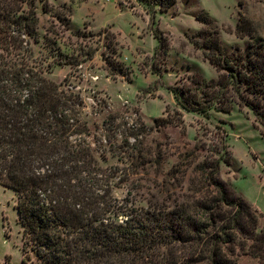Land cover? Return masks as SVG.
Returning <instances> with one entry per match:
<instances>
[{"label":"trees","instance_id":"1","mask_svg":"<svg viewBox=\"0 0 264 264\" xmlns=\"http://www.w3.org/2000/svg\"><path fill=\"white\" fill-rule=\"evenodd\" d=\"M29 1L0 0V185L17 194L26 260L33 256L32 264H237L239 255H250L264 264V213L220 176L222 163H231L226 131L215 144L196 143L184 172L181 162L173 165L168 173L173 180L183 174L175 183L179 192L153 197L146 207H132L130 200L120 202L113 196L111 179L120 169H105L98 162L81 118L82 101L59 90L28 60L32 50L27 38H37L39 23L33 4L25 11ZM175 2L158 3L166 11ZM197 20L205 57L218 75L206 82L196 73L191 79L194 93L187 86L171 87L177 102L204 117L212 110L229 113L234 105L246 107L260 129L264 41H257L254 23L240 15L235 35L251 43L247 50L236 46L227 53L218 23L205 13ZM155 37L166 57L167 40L162 34ZM115 121L112 115L104 121L111 151L142 158L146 151L129 142L137 141L138 134L127 128L119 132ZM156 123L165 128L181 126L183 120L168 116ZM131 165L128 175L130 166L120 172L128 177L139 174L143 165Z\"/></svg>","mask_w":264,"mask_h":264},{"label":"rangeland","instance_id":"2","mask_svg":"<svg viewBox=\"0 0 264 264\" xmlns=\"http://www.w3.org/2000/svg\"><path fill=\"white\" fill-rule=\"evenodd\" d=\"M158 2L30 0L25 11L33 4L39 23L37 38H27L32 50L28 60L59 90L82 101L81 118L98 162L105 169H120L110 183L120 202L130 200L132 207H146L153 197L179 192L175 183L183 174L173 180L168 175L173 165L181 162L184 172L196 143L215 144L226 131L231 163H222L221 179L264 213V126L255 128L254 113L237 105L229 113L212 110L208 117L184 110L170 89L194 88L191 79L196 73L206 82L217 78L201 46L199 14L218 23L227 53L236 46L247 50L251 40L235 35L239 17L249 18L257 41H264V0H176L166 11ZM158 34L167 40L166 57L158 51ZM110 115L116 117V130L127 128L138 134L137 141L130 138L129 142L150 154L128 158L125 152L111 151L110 133L104 127ZM168 116L181 118L183 124L158 127L156 120ZM122 138L118 137V143ZM132 162L143 166L139 174L128 177ZM127 166L132 168L127 175L121 173ZM17 198L15 191L0 185V264H32L34 260L33 256L26 260ZM237 264L260 263L250 255H239Z\"/></svg>","mask_w":264,"mask_h":264},{"label":"built area","instance_id":"3","mask_svg":"<svg viewBox=\"0 0 264 264\" xmlns=\"http://www.w3.org/2000/svg\"><path fill=\"white\" fill-rule=\"evenodd\" d=\"M105 1H111V0H105Z\"/></svg>","mask_w":264,"mask_h":264}]
</instances>
